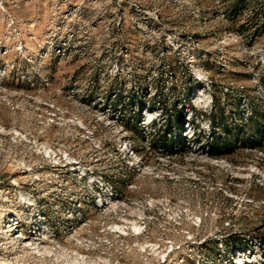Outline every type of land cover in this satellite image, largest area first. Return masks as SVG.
Returning a JSON list of instances; mask_svg holds the SVG:
<instances>
[{
	"label": "rangeland",
	"instance_id": "obj_1",
	"mask_svg": "<svg viewBox=\"0 0 264 264\" xmlns=\"http://www.w3.org/2000/svg\"><path fill=\"white\" fill-rule=\"evenodd\" d=\"M207 125L231 149L188 141ZM257 127L264 0H0V264L215 259L227 219L263 237Z\"/></svg>",
	"mask_w": 264,
	"mask_h": 264
},
{
	"label": "built area",
	"instance_id": "obj_2",
	"mask_svg": "<svg viewBox=\"0 0 264 264\" xmlns=\"http://www.w3.org/2000/svg\"><path fill=\"white\" fill-rule=\"evenodd\" d=\"M244 97V101L242 99L241 104V114H243L242 120L243 122H247L251 115H252V105L251 102L248 100L246 96ZM187 123V122H186ZM186 127L187 124L185 125ZM168 136L172 134V131L169 129L166 133ZM188 141L191 140V142L196 143L197 145L195 147L202 149L205 153V155H208L210 153V145L212 144L214 137L216 136L214 133H212L210 126L207 125L206 128H201L197 132L195 128L193 127L192 130H187ZM261 137V140L259 139V145H249L247 150H261L264 149V132L259 136ZM197 139V140H196ZM201 145L202 147H200ZM255 171V169L251 170ZM252 173V172H250ZM243 174V173H242ZM241 174V175H242ZM242 177H247L246 174ZM247 201L253 202L251 198H249ZM262 203H264V199L262 200ZM235 222L231 221V219H227L223 221L222 226V232H221V238H219V242H214V249L215 252L218 253L219 256L217 258H210V256L207 255V251L205 248L201 247L200 249H196L198 252L195 254H189L188 258H183L182 263L184 264H264V239H262L261 235L258 233H248L245 231L235 230L237 229L235 226ZM228 236L232 237V243L231 240H229ZM236 238L240 242H234L233 239ZM202 238L201 240H196L192 235H187L185 242H181L174 244L173 241L170 242V249L177 250L183 245L189 246L191 250H194L193 248L197 246V244L200 246L203 241H205ZM156 248H159L161 246L160 243L153 244ZM205 247V245H204ZM221 251V252H219ZM188 261V263H187Z\"/></svg>",
	"mask_w": 264,
	"mask_h": 264
},
{
	"label": "trees",
	"instance_id": "obj_3",
	"mask_svg": "<svg viewBox=\"0 0 264 264\" xmlns=\"http://www.w3.org/2000/svg\"><path fill=\"white\" fill-rule=\"evenodd\" d=\"M144 105H146V104H144ZM252 112H253V109H252ZM256 130L258 131L259 136H260L264 132V127H257ZM216 139L217 138L215 136L214 141L212 142L211 147H210V150H211L210 152L212 154L220 155V153L226 152V150H228L230 148L229 144H227L228 143L227 141L225 142L226 144L222 141L219 143V141ZM249 145H255V143H249ZM262 239H264V236L262 237Z\"/></svg>",
	"mask_w": 264,
	"mask_h": 264
}]
</instances>
